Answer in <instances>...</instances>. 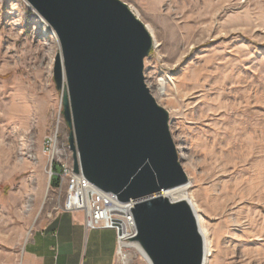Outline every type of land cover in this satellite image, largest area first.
Instances as JSON below:
<instances>
[{"label":"rangeland","instance_id":"374dc122","mask_svg":"<svg viewBox=\"0 0 264 264\" xmlns=\"http://www.w3.org/2000/svg\"><path fill=\"white\" fill-rule=\"evenodd\" d=\"M121 1L153 32L144 76L169 112L207 264H264V0ZM59 53L25 0H0V264H21L32 234L60 214L50 145L56 137L60 160L73 153Z\"/></svg>","mask_w":264,"mask_h":264},{"label":"water","instance_id":"95a60500","mask_svg":"<svg viewBox=\"0 0 264 264\" xmlns=\"http://www.w3.org/2000/svg\"><path fill=\"white\" fill-rule=\"evenodd\" d=\"M56 33L54 79L70 127L73 168L133 210L151 264H205V241L186 201L166 190L189 182L170 115L144 76L152 34L121 0H26Z\"/></svg>","mask_w":264,"mask_h":264},{"label":"built area","instance_id":"2783aa9c","mask_svg":"<svg viewBox=\"0 0 264 264\" xmlns=\"http://www.w3.org/2000/svg\"><path fill=\"white\" fill-rule=\"evenodd\" d=\"M57 138L52 141L50 152V180L58 178L57 194L63 199L58 211L60 213L82 214L87 230H111L116 233V262L130 260V243L137 236V226L133 215L138 201L122 202L118 195L107 193L87 181L82 173L76 174L73 160L59 159ZM70 148V147H69ZM59 164V171H53V165ZM122 263V262H121Z\"/></svg>","mask_w":264,"mask_h":264},{"label":"crops","instance_id":"0c3cea01","mask_svg":"<svg viewBox=\"0 0 264 264\" xmlns=\"http://www.w3.org/2000/svg\"><path fill=\"white\" fill-rule=\"evenodd\" d=\"M83 219L82 214L60 213L38 228L21 264H116V238L107 239L102 232L108 230H87Z\"/></svg>","mask_w":264,"mask_h":264},{"label":"bare ground","instance_id":"6f19581e","mask_svg":"<svg viewBox=\"0 0 264 264\" xmlns=\"http://www.w3.org/2000/svg\"><path fill=\"white\" fill-rule=\"evenodd\" d=\"M26 1V0H25ZM27 3V1H26ZM29 4V3H28ZM30 5V4H29ZM31 6V5H30ZM32 7V6H31ZM33 8V7H32ZM34 11H36L34 8H33ZM48 25V24H47ZM49 26V25H48ZM148 30L150 31V33L152 34L153 36V32L151 30V28L149 26H147ZM53 31V35L56 36V33L54 32L53 28L51 29ZM57 38V36H56ZM58 40V38H57ZM192 187V182L189 181L187 184L185 185H182V186H179V187H175L172 188V189H169V190H166L164 192V196L169 198L171 201L173 202H177V201H186L187 203H189L192 207V209L194 210L196 217L198 219V223H199V228H200V231L204 237V241H205V253H206V256H205V264H207L209 258L211 257L212 255V250H211V244L210 242L207 240V237H206V233L205 231L203 230L202 227V223H201V218H200V215H198V210L196 209L195 205L191 202V199H190V196H189V189ZM130 246L132 248H134L138 254H140V256H142V258L148 263V264H151V261L149 260L148 256H146V253L145 251L142 249V247L139 245V243L137 242H132L130 243ZM123 264H125L126 262H123L121 261Z\"/></svg>","mask_w":264,"mask_h":264},{"label":"trees","instance_id":"16d2710c","mask_svg":"<svg viewBox=\"0 0 264 264\" xmlns=\"http://www.w3.org/2000/svg\"><path fill=\"white\" fill-rule=\"evenodd\" d=\"M58 168H59V164L57 165V163H55L53 165V171L54 172H58L59 171ZM52 182H53L54 186H57L58 185V178L57 177H53Z\"/></svg>","mask_w":264,"mask_h":264}]
</instances>
